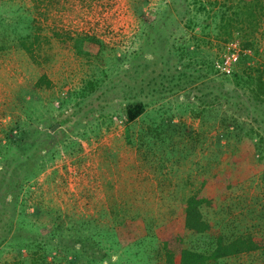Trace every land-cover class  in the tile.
Instances as JSON below:
<instances>
[{"label":"rangeland","instance_id":"1","mask_svg":"<svg viewBox=\"0 0 264 264\" xmlns=\"http://www.w3.org/2000/svg\"><path fill=\"white\" fill-rule=\"evenodd\" d=\"M163 1L0 3V214L13 220L0 243V264L16 260L26 264L38 256L31 247L17 248V241L25 238L45 239L43 258L50 264H106L108 257L116 259L114 264H165L158 232L173 221L180 223L182 195L194 190L201 176L225 167L233 147L245 154L234 168L237 182L215 195L212 205H202V214L223 233L264 236V158L259 161L254 154V142L264 136L245 101L249 95L245 87L233 82L220 85V72L206 70L196 86L237 93L248 114L232 112L223 96L212 101L207 112L201 111L190 85L185 88L188 93L147 100L142 113L130 121L120 116L123 102L115 99L122 92L106 87L128 65L143 27L155 20ZM211 11L191 9L196 23L188 28L171 8L179 30L173 33V22L168 24V41L173 43V34L178 40L181 34L186 38L194 34L201 38L200 55L218 56L228 40L215 36L218 16ZM14 18H27L35 26L29 29L36 36L33 57L14 34L23 31V22L2 33L3 23ZM83 34L93 35L103 47L86 39L77 47L75 38ZM254 37L256 51L244 48L250 56L246 64L261 65L264 20ZM232 39L239 42L235 36ZM186 43L193 45L190 36ZM123 53L127 58L117 62L113 56ZM185 58L194 63L192 54ZM193 66L202 72L205 68L199 63ZM41 73L49 85L35 84ZM97 78L102 87L92 92V106L69 113L79 87ZM58 114H65L64 123L55 121ZM230 115L238 126L229 123L234 132L225 133L220 118ZM153 121L162 122L155 131ZM50 123L57 125L50 129ZM32 144H41L39 154ZM259 144L264 149V139ZM19 218L24 220L23 229ZM18 228L23 234L19 237L13 235ZM182 231L184 245L196 243L194 234ZM84 242L86 249L75 252ZM98 257L101 261L95 262ZM218 264H264V248L221 258Z\"/></svg>","mask_w":264,"mask_h":264},{"label":"trees","instance_id":"2","mask_svg":"<svg viewBox=\"0 0 264 264\" xmlns=\"http://www.w3.org/2000/svg\"><path fill=\"white\" fill-rule=\"evenodd\" d=\"M2 1L0 0V3ZM33 1L43 3L44 0ZM215 6H217L216 10L214 9ZM171 8H173V12L179 14V19H185L184 23L188 28L196 23L193 17L189 15L191 9L205 12L212 10L211 13L218 16V22L215 24V29L217 30L216 37H220L222 41H229V39L235 36L239 38L238 44L243 49L256 51L254 32L259 29L264 20V0H164L156 10L155 20L147 21L145 27H143L140 34L141 40L139 46L129 54L130 60L128 58V65L117 72L120 76L106 82L108 90L114 91L119 89L122 92L120 94L121 98H115L119 102H123V110L120 116H123L127 121L133 120L142 113L147 100L158 99L178 91L188 93L185 88L192 85L190 94L201 104V111L207 112V107L210 103L219 96H223L225 106H233L232 112L243 111L244 114H248L249 107L252 118L257 119L261 123L262 134L264 136V115H260L264 110V64H246V60L250 56L246 55V53H241L228 74L219 73L213 64V60L218 56L213 57L214 55H210L204 58V56L200 55L198 45L201 38H198L194 34L188 35L186 38L181 34L178 40L173 34V43L168 41L170 37L167 33L168 24L173 22V33L179 30L175 16L170 12ZM20 22H23L21 24L23 31H16L17 33H14L15 37L18 39L20 46L33 57L31 47L33 42L36 41V36L33 33L30 35L29 32V29L35 28L31 20L27 18L7 20L3 23L5 27H3L2 33L7 34L8 28L15 30ZM234 30L235 34H233ZM189 36L193 42L191 47H189V43H186L189 42ZM83 39L98 41L100 46L103 47L99 39L93 35L86 34L77 36L75 38V45L79 47ZM165 45L170 46L164 47ZM159 47H161L167 57L169 56V59L165 55L158 53L160 51V49L158 50ZM191 54L194 56V63L205 66L203 72L201 68L198 69L194 66L190 68V65L194 63L191 62V58L187 59L185 56ZM172 56L173 60L171 59ZM113 57L120 63L127 58L124 53L120 56L114 55ZM206 70L208 73L217 74L218 72L220 74L218 75V83L220 85L233 82L236 85L245 87L249 91V95H247L245 100L248 103V107L237 93L234 94L229 89H225L222 93H219V90H213L210 87H205V90L202 91L200 86H196L197 80L206 75ZM35 84L49 85L50 81L44 73H41L36 79ZM100 87L102 85L98 81V78L86 80L79 87L77 98L69 113H75L80 109L87 108L90 104L92 106L94 103L91 100L93 99L91 96L92 92ZM98 93L94 95L96 98H98ZM65 119V114H58L55 121L62 124L65 122ZM220 120L223 123V128L226 130L225 133L234 132V130L228 129L229 123H232L234 127L238 126V122L232 115L222 116ZM152 123H154L153 128L159 127L162 124L161 121H153ZM51 125L52 123L48 124V128ZM152 131H155V128ZM263 139L264 137H259V140L254 142V154L259 161L264 158V149H261L259 144ZM38 145L41 144H32L30 146L33 148L34 153L37 154H39L38 152L41 148ZM231 150L230 155L225 160L228 166L225 165V167H222L218 171L201 176L198 186L191 192L182 195L179 203L182 216L180 223L177 224L173 221L166 224L158 232L157 240L159 241L165 264H218L221 258L264 248V236H255L249 232L223 233L217 230L213 223L208 221L202 214V205H212V199L215 195H218L221 191L226 190L237 182V173L234 168L239 166L245 154L236 147H233ZM40 157L43 158L44 155L42 154ZM31 171L35 172L33 169ZM2 215H4L3 212ZM2 215L0 214V243L3 242V238L8 233L13 222L12 218H4ZM18 221L17 224L21 227L24 220L19 218ZM14 227L17 226L14 225ZM21 228L23 229V226ZM17 230L21 229L18 228L13 231V235L22 236L23 234ZM182 230L194 234L197 239L196 243L184 245ZM84 239L86 241V238ZM199 241H202V244H198ZM17 242L18 249L20 246H25L28 249L31 247V253L33 251L34 254H38L37 257L30 258L26 264H50V261H46L43 258L44 253L47 251L45 239H31L30 242L25 238ZM84 243L81 247H74L75 252H78V250L84 251L86 249L85 245L88 242ZM101 258H95V262L101 261ZM115 260L108 257L106 264H114ZM4 263L9 264L6 261ZM15 263L25 264L23 261L17 260Z\"/></svg>","mask_w":264,"mask_h":264},{"label":"built area","instance_id":"3","mask_svg":"<svg viewBox=\"0 0 264 264\" xmlns=\"http://www.w3.org/2000/svg\"><path fill=\"white\" fill-rule=\"evenodd\" d=\"M245 51V49L239 46L237 40H229L218 57L213 60V64L218 72L228 74L239 55Z\"/></svg>","mask_w":264,"mask_h":264},{"label":"water","instance_id":"4","mask_svg":"<svg viewBox=\"0 0 264 264\" xmlns=\"http://www.w3.org/2000/svg\"><path fill=\"white\" fill-rule=\"evenodd\" d=\"M57 124H52L50 129H53Z\"/></svg>","mask_w":264,"mask_h":264}]
</instances>
